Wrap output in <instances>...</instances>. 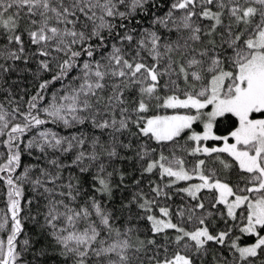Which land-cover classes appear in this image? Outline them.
I'll list each match as a JSON object with an SVG mask.
<instances>
[{"label": "snow or ice", "instance_id": "snow-or-ice-1", "mask_svg": "<svg viewBox=\"0 0 264 264\" xmlns=\"http://www.w3.org/2000/svg\"><path fill=\"white\" fill-rule=\"evenodd\" d=\"M0 204V264H264V0H0Z\"/></svg>", "mask_w": 264, "mask_h": 264}, {"label": "trees", "instance_id": "trees-1", "mask_svg": "<svg viewBox=\"0 0 264 264\" xmlns=\"http://www.w3.org/2000/svg\"><path fill=\"white\" fill-rule=\"evenodd\" d=\"M163 10H166V9H163ZM161 14H162V13H161ZM138 18H139V17H138ZM143 24H144V26H148V21L145 19V20L143 21ZM33 67H34V65H33ZM30 81H31V77L28 76V77L25 78L24 81H22V83H23V85H24L25 87H30ZM57 87H59V85H57ZM161 113H163V110H161ZM226 126H227V125H223V124H222V125L219 127L218 131L223 132V131H224V128H225ZM119 196H120V193L117 192V200H119ZM0 207H3V205L0 204ZM29 227H31V226H29ZM0 235H2V234H0ZM245 242H248V241H245Z\"/></svg>", "mask_w": 264, "mask_h": 264}, {"label": "rangeland", "instance_id": "rangeland-1", "mask_svg": "<svg viewBox=\"0 0 264 264\" xmlns=\"http://www.w3.org/2000/svg\"><path fill=\"white\" fill-rule=\"evenodd\" d=\"M161 114H164V113H161ZM167 114H171V112L169 111Z\"/></svg>", "mask_w": 264, "mask_h": 264}]
</instances>
